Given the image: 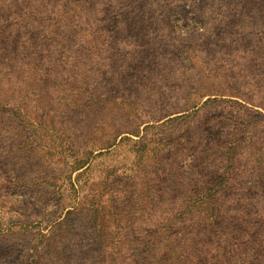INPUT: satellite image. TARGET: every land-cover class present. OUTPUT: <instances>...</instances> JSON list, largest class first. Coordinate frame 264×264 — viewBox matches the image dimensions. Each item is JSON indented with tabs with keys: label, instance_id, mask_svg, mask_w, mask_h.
<instances>
[{
	"label": "rangeland",
	"instance_id": "374dc122",
	"mask_svg": "<svg viewBox=\"0 0 264 264\" xmlns=\"http://www.w3.org/2000/svg\"><path fill=\"white\" fill-rule=\"evenodd\" d=\"M6 45L0 264H264V0H0Z\"/></svg>",
	"mask_w": 264,
	"mask_h": 264
},
{
	"label": "trees",
	"instance_id": "16d2710c",
	"mask_svg": "<svg viewBox=\"0 0 264 264\" xmlns=\"http://www.w3.org/2000/svg\"><path fill=\"white\" fill-rule=\"evenodd\" d=\"M71 18H72L71 16H68L66 19H71ZM0 51H2V52H9L10 51V48H9L8 45H6L4 48L0 49ZM3 55H6V54H3ZM238 264H246V263L240 261Z\"/></svg>",
	"mask_w": 264,
	"mask_h": 264
}]
</instances>
